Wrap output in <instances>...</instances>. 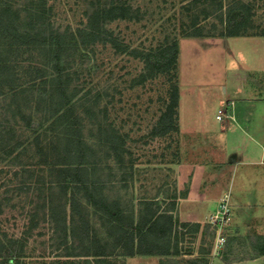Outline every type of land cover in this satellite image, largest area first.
<instances>
[{"label": "rangeland", "instance_id": "rangeland-1", "mask_svg": "<svg viewBox=\"0 0 264 264\" xmlns=\"http://www.w3.org/2000/svg\"><path fill=\"white\" fill-rule=\"evenodd\" d=\"M189 1L0 0V8H12L20 14L17 27L22 32L35 13L46 30L75 31L84 28L97 9H128L127 18L104 24L106 39L114 44L96 42L73 50L68 66L61 58L68 91L77 92L73 128L81 131L82 140L92 150V181L104 198L118 200L122 210L131 212L135 219L148 212L172 215L171 231L160 243L169 249L171 255L167 257L173 264L248 261L264 252V239L248 237L244 231L243 224L251 214L234 209L239 190L192 189L193 184L206 179L201 172L215 173L221 165L214 152L220 127L216 116L222 109L217 103L220 95L215 78L211 85L200 82L218 70L209 62L206 67L199 65L203 60L199 55L209 56L219 48H197L199 54L192 57L178 55L176 67L152 76H147L142 59L131 53L156 52L172 40H177L179 48L184 41H199L201 38L188 36L194 16H199L205 32L217 35L222 29L216 19L217 5L211 1L189 5ZM239 1L249 3L254 14V28L248 35L263 33L264 0ZM49 54L47 48L33 45L8 50L0 40V58L8 67L0 71V263L11 264L21 246L20 264L78 261L77 244L56 229L49 217L48 189L44 187L47 173L32 145L37 134L41 140L49 135L46 110L37 99L53 84L55 73ZM174 87L179 91L175 130L156 135L154 128L170 103ZM21 114L30 118L29 124L21 120ZM193 119L204 122V126L186 128ZM16 144H20L18 149L11 152ZM224 195L229 197L231 215L223 233L226 243L219 249L216 232L208 221ZM259 198L256 204L264 205ZM88 220L100 237L105 236L103 221L91 208ZM239 233L242 236H237Z\"/></svg>", "mask_w": 264, "mask_h": 264}, {"label": "trees", "instance_id": "trees-1", "mask_svg": "<svg viewBox=\"0 0 264 264\" xmlns=\"http://www.w3.org/2000/svg\"><path fill=\"white\" fill-rule=\"evenodd\" d=\"M202 1L217 5L219 15L216 17L222 26L217 35L205 32L206 28L199 21V16L191 19L189 37H243L249 36L248 31L254 28L252 7L249 3L239 0H191V4ZM204 14L205 13L204 11ZM128 9L124 7H103L94 11L84 28L60 31L46 30L39 21L40 16L32 15L26 24L25 32L17 27L21 17L12 8H0V40L6 49L22 46H38L48 49L51 65L54 68V80L48 91L37 96L38 104L45 108V122L49 124L45 139L37 134L32 142L41 165L45 168L47 179L44 182L48 189L46 209L56 229L65 236L70 235L73 243L77 244L78 261L61 260L55 264H125L124 259L132 256H160V264H173L169 259L170 251L160 240L167 237L173 226L171 214L148 212L135 219L131 212L122 210L118 200H109L98 191L96 182L92 181L90 169L91 148L81 138V131L74 129V99L77 92L69 93L68 82L63 75L66 66L70 64L69 53L73 50L86 48L90 43L109 42L106 39L105 22L119 18H127ZM251 36H264V32ZM145 65L147 76L166 73L176 67L179 44L177 40L165 44L154 51L137 53ZM1 56V55H0ZM61 58L65 61L62 63ZM62 63V64H61ZM61 67V69H59ZM7 65L0 58V71L7 70ZM68 76V75H67ZM44 84V83H42ZM179 91L174 87L171 91L170 103L160 115L154 128V134L165 135L175 130V110L177 108ZM73 118V119H72ZM21 120L29 124V117L21 114ZM63 132H62V129ZM60 129V131H59ZM14 145L11 152L18 149ZM43 183V182H42ZM102 222L105 236L100 237L91 228L88 214L89 209ZM185 226V225H183ZM69 229V231H68ZM199 229V225H196ZM264 253V252H263ZM262 253V254H263ZM23 254L20 247L18 257L11 264H20L18 259ZM232 263L228 262L227 264ZM0 264H10L8 261Z\"/></svg>", "mask_w": 264, "mask_h": 264}, {"label": "crops", "instance_id": "crops-1", "mask_svg": "<svg viewBox=\"0 0 264 264\" xmlns=\"http://www.w3.org/2000/svg\"><path fill=\"white\" fill-rule=\"evenodd\" d=\"M197 40L184 41L179 48V57L182 54L196 56L199 54L197 48H219V52L209 56L199 55L203 57L199 65L206 67L209 62L218 70L217 74L200 82L211 85L215 78L220 95L217 103L222 108L223 120L215 119L220 126L214 143L220 169L215 173L201 172L200 176L206 179L193 184L192 189L195 186L199 189H238L236 193L240 199L235 200L237 207L233 208L251 214L243 224L244 231L247 230L248 237L264 239V205L255 202L260 196L264 204V36ZM202 126L204 122L193 119L186 128L200 129ZM240 233L237 236H242ZM262 253L256 254L259 257L254 259L229 264H264ZM161 259L160 256L136 255L126 257L124 263L134 264L135 260H142L160 264Z\"/></svg>", "mask_w": 264, "mask_h": 264}, {"label": "built area", "instance_id": "built-area-1", "mask_svg": "<svg viewBox=\"0 0 264 264\" xmlns=\"http://www.w3.org/2000/svg\"><path fill=\"white\" fill-rule=\"evenodd\" d=\"M222 117L223 115L220 114L216 116V119L221 120ZM230 212L231 203L229 201V197L228 195H224L221 198L219 209L212 215L210 221H208V223L211 225L210 227L216 232V244L219 249L223 248L224 244L226 243V236L223 233L225 231L224 229L230 223Z\"/></svg>", "mask_w": 264, "mask_h": 264}]
</instances>
